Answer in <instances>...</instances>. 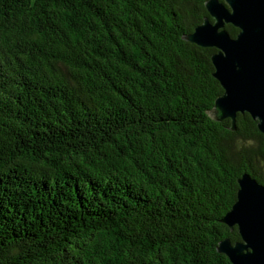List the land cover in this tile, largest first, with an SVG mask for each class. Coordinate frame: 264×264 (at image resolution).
<instances>
[{
    "label": "trees",
    "instance_id": "trees-1",
    "mask_svg": "<svg viewBox=\"0 0 264 264\" xmlns=\"http://www.w3.org/2000/svg\"><path fill=\"white\" fill-rule=\"evenodd\" d=\"M205 1L0 0V264H231L264 136L209 115Z\"/></svg>",
    "mask_w": 264,
    "mask_h": 264
},
{
    "label": "water",
    "instance_id": "water-1",
    "mask_svg": "<svg viewBox=\"0 0 264 264\" xmlns=\"http://www.w3.org/2000/svg\"><path fill=\"white\" fill-rule=\"evenodd\" d=\"M240 2L241 0H206L204 7L211 21L204 18L192 33L182 38L196 46L216 50L210 58L214 68L212 76L219 83L223 93L214 100L213 108L209 111L211 119L216 122L229 119L230 130L234 131L236 115L247 113L257 122V129L264 136V106L253 99V95L259 88V81L261 86H264V0H244V6L239 9L232 6ZM241 22L245 23L249 29V36L246 37L244 45L252 51V68L255 73L253 83L246 88L234 86L233 81L227 79L223 71L229 62L230 53H235L237 50L236 43L242 32L239 26ZM227 24L238 30L235 37H230L224 29ZM226 80L229 87H225ZM230 88L231 95H229ZM237 184L238 189L247 185L257 194L264 190V186L247 172L240 175ZM237 194L238 190L236 199ZM235 202L231 209L235 206ZM231 209L225 213L220 222L229 229L236 226L240 241L231 243L226 238L218 243L216 251L224 254L231 264H248L247 258L251 256L249 251L251 245L249 240L245 239L239 224L233 220ZM251 264H264V248Z\"/></svg>",
    "mask_w": 264,
    "mask_h": 264
},
{
    "label": "snow or ice",
    "instance_id": "snow-or-ice-1",
    "mask_svg": "<svg viewBox=\"0 0 264 264\" xmlns=\"http://www.w3.org/2000/svg\"><path fill=\"white\" fill-rule=\"evenodd\" d=\"M232 6L239 9L244 6V0ZM239 26L242 32L236 43L237 50L235 53H230L229 62L223 71L225 77L233 81L234 86L246 88L253 83L255 73L252 68V51L244 45L246 37L249 36V29L243 22ZM225 87H229L227 80ZM231 91L230 88L229 95ZM253 99L264 106V86H261L260 81ZM231 215L233 220L239 224L245 239L249 240L251 256L247 260L248 264H251L264 248V190L257 194L247 185L240 187L235 206L231 209Z\"/></svg>",
    "mask_w": 264,
    "mask_h": 264
}]
</instances>
